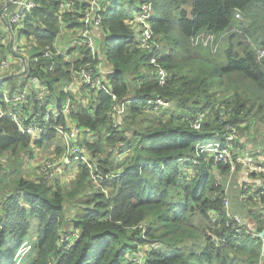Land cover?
Returning <instances> with one entry per match:
<instances>
[{
    "label": "trees",
    "instance_id": "16d2710c",
    "mask_svg": "<svg viewBox=\"0 0 264 264\" xmlns=\"http://www.w3.org/2000/svg\"><path fill=\"white\" fill-rule=\"evenodd\" d=\"M34 1L36 7L18 30L35 41L22 76L40 80L60 106L64 101L58 85L71 83L68 70L90 57L84 48L83 58L74 61L62 53L54 56L52 71L43 70L49 60L38 56L54 49L68 12L59 18L61 0ZM70 1L80 21L86 2ZM142 1L100 0L102 21L97 28L101 31L97 54L111 90L118 101L139 100L127 103L115 118L110 96L93 92L88 107L71 108L68 116L55 121L68 128L71 120L95 135L83 145L91 152L93 171L105 177L106 192L89 186L76 196L71 226L64 230L66 196L74 192L66 194L58 184L52 188L53 184L17 177L1 202L0 264H11L15 251L28 239V264H125V254L135 249L137 241L144 247L139 264H264L260 238L226 225L225 191L217 175L223 179L228 167L218 163L213 168L212 159L204 155L197 164L180 160L196 142L221 127L220 110L226 122L242 123L239 130L245 138L253 127L264 131V57L258 59V50H264V0H149L150 24L162 44L158 62L168 73L163 86L154 79L150 55L139 46L138 32L133 30V13ZM236 8L240 18L235 17ZM199 32L213 33L216 47L193 46L191 37ZM19 78L8 74L0 89L23 86L25 81ZM38 98L33 92L28 101L38 104ZM148 98H161L167 105L151 111L145 105ZM198 111L206 112L207 119L195 130L190 121ZM53 134L50 130L42 138ZM29 144L28 134L9 118H0L1 164L7 162L3 154L15 155ZM123 152L126 155L117 159ZM79 164V185L85 179L92 185L90 169ZM108 181L113 182L110 187ZM239 201L245 213V203ZM253 219L264 227V218ZM7 239L11 245L5 248Z\"/></svg>",
    "mask_w": 264,
    "mask_h": 264
},
{
    "label": "built area",
    "instance_id": "2783aa9c",
    "mask_svg": "<svg viewBox=\"0 0 264 264\" xmlns=\"http://www.w3.org/2000/svg\"><path fill=\"white\" fill-rule=\"evenodd\" d=\"M85 2L86 7L82 10L80 16L81 26L77 40L78 44L84 48L85 52L90 57V60H87L77 68L72 67L69 69L71 81L78 86H84L91 92H104L110 96L112 101L111 113L112 116L116 118V115L120 116L119 114L124 111L127 103L135 102L133 100L139 99L134 98L132 100L129 98L118 101L117 96L107 83V79L100 66L101 62L98 60L101 59L100 55L97 54L98 42L92 33V30L98 28L102 21L100 14L102 8L101 2L100 0H85ZM4 4L8 6L5 13L6 18L13 26H20L27 14L37 5L34 0H0V8ZM73 8L74 4L72 1L61 0L58 9L59 18L61 15L63 16L65 12L72 14ZM152 14L151 2L149 0H143L138 9L133 13V30L138 32L139 37L137 42L139 41V46L150 55L149 63L153 66L152 75L154 79L159 86H163L165 85L168 73L158 62L162 44L156 39L152 30L150 24ZM235 17L240 18V11L237 8L235 9ZM3 35H6V33L0 30V38H3ZM190 42L193 46L201 44L213 48H215L217 44L215 35L206 32L197 33L191 37ZM17 52L19 53V49L13 46L11 47L10 55L0 59V81L5 79L8 74H12L10 71L12 66L11 59L14 58L12 55ZM62 53L65 54V59L70 61L66 51H62L57 44H54L53 50L47 49L38 56L49 60L48 63L44 64L43 70L52 71L55 65L54 56ZM38 57H34V61H37ZM261 57H264L263 49L258 50V59ZM25 62L27 67L26 59ZM21 66L22 63L20 62L18 69L14 70L13 74L16 72L18 73V71L22 69ZM27 81L30 83L29 87L25 84L17 87L16 84L14 89H11L9 86L0 89V118H9L21 133L28 134L32 142L40 140L43 136L47 135L50 130H53L54 133L56 132V139L61 141L59 142L61 146L60 154L53 159L48 158L41 160L38 165V172L49 182H55L54 178H66L68 169L73 164L81 162V164L86 165L90 169L89 177L94 186L106 192V188L102 184L105 177L93 171L90 158L91 152L83 146L79 140V136L81 132L84 131V128L77 125H69L68 128H66L55 123L60 116H68L70 114L72 101L67 98L60 106L56 104L53 105L48 100H40L38 104H33L29 102L28 99L37 85L32 79H27ZM32 88H34V90H32ZM145 105L149 107V110L158 112L162 107L167 105V102L161 98H148L145 101ZM206 119L207 113L198 111L191 119L190 125L195 130H200ZM218 120L222 122L221 127L219 129H214L213 132H210L203 140L196 142L192 152L189 155L181 157L180 160L182 162L190 161L191 164H197L200 161L199 157L204 155L206 158L212 159L213 168H215L218 163L225 164L228 167L226 173L223 175V178L225 177L227 181L231 180L234 176L237 178L238 175L244 178L251 177L253 179L250 186L245 182L239 183L241 192L242 190L244 191L241 193V199L245 203V213L229 212V201L226 195L222 198V205L227 211L228 220L226 225L230 223V227L235 231H240L242 229L244 232L260 238L261 253H263L264 235L262 237L259 236V232L264 229V227L260 228L263 223H258L253 217L258 216L259 218H264V204L261 205V203L264 202V151H257L251 154L248 151V146L256 139L255 136L264 133V131L253 127L250 130L249 137L245 138L239 130L242 123L226 122V114L223 110L219 111ZM217 177L219 181L222 178L219 175H217ZM260 177L262 179H260ZM223 189L226 193L224 187ZM250 199L255 201L254 208H248L249 204L247 201ZM1 210L2 206L0 202V212ZM250 214H252V217H250ZM140 236L142 238L145 237L143 227L141 228ZM75 237H77V232L74 233V238ZM72 242L73 239L66 244V248L69 247ZM29 248V244L24 247H19L12 257L11 264H18L19 259H17V257L24 250ZM143 256L144 247L137 241L135 249L125 254L124 263L139 264L142 262ZM259 264H261V262H259Z\"/></svg>",
    "mask_w": 264,
    "mask_h": 264
},
{
    "label": "rangeland",
    "instance_id": "374dc122",
    "mask_svg": "<svg viewBox=\"0 0 264 264\" xmlns=\"http://www.w3.org/2000/svg\"><path fill=\"white\" fill-rule=\"evenodd\" d=\"M130 28H131V26H130ZM3 36H4V39H5V42H7L8 39L6 38V36L5 35H3ZM99 40L96 39L97 42ZM22 41H24L23 37H22ZM12 60H14L16 62V59L12 58L11 61ZM98 60L100 62H102L101 59H98ZM19 76H21V75H19ZM70 76H71V74H70ZM40 86H41V88L44 91V94L40 96L42 98L41 100L42 101H47L48 100V94H49L50 98H52L50 103H54L55 104V94H53V97H52V93L53 92L52 93L47 92V89H46L45 85H40ZM58 86L60 87V89L58 91H62V89H61L62 88V84H60ZM72 86L75 88V90H72V91L76 92V95L75 96H71L69 94L68 96L70 98L69 97H67V98H69L70 100L72 99L71 101L73 102V105H75L77 107L78 104L83 103L85 101L86 96L82 92V95L84 97V100H83V98L80 96L81 93L79 92V89H77V87H76L77 85L74 82H72ZM86 107H88V105ZM256 124H258V123H256ZM256 124H254V125H256ZM83 132H84V134H83ZM83 132H81V134L79 136V140L82 139L83 144H84V142L86 140L92 141L95 138V135L92 132H90L89 130L84 129ZM86 133H89L90 136H92L94 138L84 137V136H86ZM255 137H256V139L253 142H251L249 144V146H248V151L251 154L254 153V152H257V151H264V133H262L260 135H257ZM38 141L39 142L41 141V144H37ZM38 141H35V142L30 141L29 147L25 148L24 150H20V151L16 152L15 155L9 154V152H8V154L7 153L3 154V155H5V157H7V162L4 163V164L0 163V196H1L2 193H6L8 191L10 192L12 190L14 181L16 180L17 177H23V178H26V179H29V180H32V181H37V182L42 181L46 185L53 184L52 188H55V186L58 184V181H60L59 177L54 178V181L56 183L49 182L47 179H45L42 176L41 173H39L38 171H37L38 172L37 173L36 170H38V165H39L41 160L52 158V157H50L49 150L54 148L56 154H58L60 152L61 146L59 145V142H61V141L56 139V132L53 134V136L51 138H49V139L42 138V139H40ZM34 149H35V151H37L39 153H34L35 152ZM98 157H96V158H98ZM53 158H55V157H53ZM100 158H102V156H100ZM119 158H121V157L117 156V159H119ZM37 162H39V163L37 164V167L35 168ZM66 178L64 177L65 180H66ZM260 179H262V178L260 177ZM111 182L112 181H110V183ZM220 182H221V184L223 185V187L226 190L225 195L228 197V201H229V205H228L229 212L231 211V212H236V213H242L243 214V204L239 201L241 199V197H242L241 187H240L239 183L245 182L247 185L250 186L252 184V182H253V179L251 177L244 178V179H238V178H235V176H234L229 181H227L225 177L223 179L221 178ZM110 183H109V181L107 183L109 185V187H110ZM62 184H66L65 186H61V188H63V191L66 194L68 192H74L73 195L66 196V200L68 199L66 204L68 206H66L65 210L67 208H69V207L72 208V206L69 204V201L71 199H74L76 196L82 194L87 189V187H89L85 180L82 182L81 185H79L78 179L74 180L71 183H70V180H68L66 183H62ZM112 184H113V182H112ZM90 187H92L93 189H96L94 184L90 185ZM66 188H68V189H66ZM254 188H255V186H254ZM247 202L249 204L248 208H254L255 207V201L254 200L250 199ZM230 204H231V209H230ZM262 204H264V202H262L261 205ZM74 207L76 208L75 213L78 214V212H79L78 205H75ZM250 217H252V214H250ZM28 240H29L28 243L26 242V243L22 244V246H20V247H24L27 244H30V239H28ZM10 245H11V242H10L9 239H7L5 248H8ZM17 259H19V263L18 264H28V262L30 260V248L24 250L17 257Z\"/></svg>",
    "mask_w": 264,
    "mask_h": 264
},
{
    "label": "crops",
    "instance_id": "0c3cea01",
    "mask_svg": "<svg viewBox=\"0 0 264 264\" xmlns=\"http://www.w3.org/2000/svg\"><path fill=\"white\" fill-rule=\"evenodd\" d=\"M187 7H189V4L187 5ZM7 9H8V6L6 4L2 5L1 8H0V29L2 31H4V33H6L5 36L8 39V41L5 42L4 37L0 38V59L10 55L11 47L14 46V47H17V49H19V53L17 52V53L12 55V57H14L13 59H16V62L14 60H12V66H11V69H10V71L13 73L14 70L18 69L19 63L21 62V59L17 56V54H22L25 57V59H27L28 55L26 53H28V49L31 47V45L35 44V41H34V39L29 41V40H27V38H25L24 35L22 36V35L18 34V30L20 29V27L19 26H13V25H11L8 22V20L6 18V15H5ZM75 9L76 8L72 9V14L71 13H67L68 15H66L65 21H62L60 23V32H59V34H58V36L56 38V41H55V44H57L62 51H66L68 59L69 60H73V61L77 60V59H81L84 56L83 47H81L78 44V40H77L78 32H79V29H80V25H79L80 21L74 15V12H76ZM124 9H126V4H124ZM67 16H69L71 18H69ZM74 24H77V25H74ZM92 33L96 37V39H98V40L100 39V36H99V34L101 33L100 29L94 28L92 30ZM22 37L24 38V41H22ZM105 68H107V65L105 66ZM107 69H109V68H107ZM26 71H27V68H26ZM24 74H22V75H24ZM11 75L19 76V75H17V72L14 73V74H11ZM22 75L19 76V77H21V78H19V80L20 81H25V85L29 87L30 83L27 81V79H31V78H28L27 76H22ZM32 80H33V78H32ZM33 82L38 87L35 86L36 89L34 90V88H32V90H34V92L38 95V97H39L38 99L41 100L40 96L43 94V90L41 89L40 85H42V82L40 80H38V81L33 80ZM61 84H62V91H63V101L67 97H69L68 96L69 94L71 96H75L76 95V92L72 91V90H75V88L72 86V83L68 84L67 86L66 85L64 86V82H61ZM76 87H77V89H79V92L81 93L80 96L83 98V100H84V97L82 95V92L85 94L86 99H85V101L83 103L78 104L77 107L75 105H72V110H76L78 107L85 108L87 105L89 106V103L94 100L93 92L87 90L84 86H78L77 85ZM52 104L55 105L54 103H52ZM68 121H69V125H72L71 120H68ZM83 134H84V132H83ZM84 137L94 138V137L90 136L89 133H86V136H84ZM80 142L83 144L82 139H80ZM34 151H35V149H34ZM60 151H61V148H60ZM34 153H39V152L35 151ZM49 153H50V157H52V158L56 157V156H58L60 154V152L58 154H56L54 148L49 150ZM125 155H126V152H123V153H119L117 156H120L122 158ZM38 163L39 162L36 163L35 168L37 167ZM79 163H81V162L73 164L68 169L67 174H66L68 179L65 180L64 178H60V181H58V185L65 186L66 184H62V183H66L68 180H70V183H71L74 180L79 178V174L81 173V167H80ZM74 165H75V167H74ZM37 171L38 170H36V172ZM110 177L114 178L115 176L111 175V176H109V178ZM237 178L244 179V177H241L239 175H238ZM85 181L87 182V185L90 186L89 182L86 179H85ZM13 187H14V184H13ZM13 187H12V190H13ZM66 189H68V188H66ZM12 190L10 192L8 191L6 193H2L1 196H0V202H3L2 201L3 198L5 199V196L7 194L11 193ZM67 200H66V202H67ZM73 201H74V199H71L69 201V204L71 205V203ZM65 205L68 206L67 204H65ZM230 209H231V204H230ZM73 211H74L73 207L72 208L69 207V208H67L65 210L64 222H63V229L64 230L69 229V227L71 226V217L70 216L73 213ZM0 214H1V212H0Z\"/></svg>",
    "mask_w": 264,
    "mask_h": 264
},
{
    "label": "water",
    "instance_id": "95a60500",
    "mask_svg": "<svg viewBox=\"0 0 264 264\" xmlns=\"http://www.w3.org/2000/svg\"><path fill=\"white\" fill-rule=\"evenodd\" d=\"M17 56L21 59V63H22V66H21V70L18 71L17 75H22L26 72V62H25V57L22 55V54H17ZM9 76H13V75H9ZM264 235V229H262L260 232H259V236L262 237Z\"/></svg>",
    "mask_w": 264,
    "mask_h": 264
}]
</instances>
